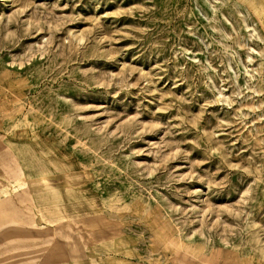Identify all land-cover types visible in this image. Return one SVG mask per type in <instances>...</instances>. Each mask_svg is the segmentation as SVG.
Returning <instances> with one entry per match:
<instances>
[{"label":"rangeland","instance_id":"1","mask_svg":"<svg viewBox=\"0 0 264 264\" xmlns=\"http://www.w3.org/2000/svg\"><path fill=\"white\" fill-rule=\"evenodd\" d=\"M0 190L13 264H264V0H0Z\"/></svg>","mask_w":264,"mask_h":264},{"label":"bare ground","instance_id":"2","mask_svg":"<svg viewBox=\"0 0 264 264\" xmlns=\"http://www.w3.org/2000/svg\"><path fill=\"white\" fill-rule=\"evenodd\" d=\"M23 179L22 178H15V181L17 183L21 182ZM8 193L4 192L3 190H0V205L2 202H7V196ZM29 209V208H28ZM37 232V235L43 236L44 234V229L42 226H38L35 223L34 217H24L20 218L18 221L15 222V224L10 225L6 229H0V239H2V244L3 245H11V244H17L19 241V237H17L19 234L24 237L25 239H33V233L32 232ZM12 232V234H10ZM40 245L34 246V247H14L10 248L7 251V254H2L0 255V264H13L14 263V257L15 254H17L19 257L18 260L19 263L23 261H31L35 257L30 254V251L33 249H38ZM6 247V246H5ZM1 249V248H0Z\"/></svg>","mask_w":264,"mask_h":264},{"label":"crops","instance_id":"3","mask_svg":"<svg viewBox=\"0 0 264 264\" xmlns=\"http://www.w3.org/2000/svg\"><path fill=\"white\" fill-rule=\"evenodd\" d=\"M17 262H18V260H17ZM19 263V262H18Z\"/></svg>","mask_w":264,"mask_h":264}]
</instances>
